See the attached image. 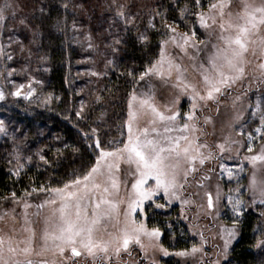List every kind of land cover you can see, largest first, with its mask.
Returning a JSON list of instances; mask_svg holds the SVG:
<instances>
[{"label":"rangeland","instance_id":"374dc122","mask_svg":"<svg viewBox=\"0 0 264 264\" xmlns=\"http://www.w3.org/2000/svg\"><path fill=\"white\" fill-rule=\"evenodd\" d=\"M8 2L14 4L16 16L15 18L9 16L6 22L0 21V49L3 50V54H0V89L5 93V99L0 100V122L4 128V131H0V140L10 139L12 133L19 127L14 125L10 110L14 102L23 100L45 105L50 104L54 99V94L48 91L50 81L48 57L40 52L39 33L29 19L26 0H8ZM4 3L5 0H0V6ZM156 4V0H107L105 2L106 17L103 16V20L99 21L97 26L93 27L94 29L91 23L83 18L73 17L70 39L72 46L81 51V58L76 62L78 66L74 74L73 86L77 87L85 98L86 93L97 87L100 88L104 79L116 73L120 46L126 32L134 30L140 41L146 42L154 29L150 27L149 21L151 20L156 27L157 18L162 19L160 20L162 25L171 24L178 32H187L195 27L197 32L195 39L205 41L208 45L207 48L203 44L200 45L202 49L200 52L190 48L187 55L172 44L165 46L167 59L179 64L182 71L186 69L183 75L187 81L196 83L200 80L196 65L213 51L211 45L217 42L215 34L210 36L208 30L199 27L195 16L186 13L185 19L181 20V13H179L177 18H169L168 8L159 6L155 9ZM73 5L82 11L86 10L81 0H74ZM121 5L123 8L120 7ZM120 11L124 12L123 17L118 15ZM232 11L234 13L241 11V0H233ZM166 32L165 28L164 39H167ZM261 34L264 35V30ZM142 35L147 39L142 40ZM159 54L160 50L157 59ZM8 55L12 56L11 60L7 59ZM259 63L260 60L249 52L243 76L230 87H225L215 101H209L206 106L196 110L199 117L197 121L199 130L195 136L200 143L208 145L207 148H202L201 152L205 156L211 152L212 158L205 160L203 165L199 164L198 160L195 162L197 171L188 175L187 182L181 179L180 183L183 186L177 187L175 196H165L161 190L131 213L132 219H135L137 223L143 221L147 229L151 230L156 228L150 224L153 222L154 213L166 214L171 208L177 206L179 210L176 218L184 223L189 239L195 240L196 244L189 250H167L168 255H164L160 250L166 249L162 245L163 231L157 228L160 233L158 239L152 238L150 241L148 237L141 236L144 248L132 240L127 249H121L119 256L111 254L110 260L103 259L102 254H98L94 262L92 257L85 254L73 258L77 264H224L238 239V225L248 214L257 217L254 233L259 243L264 241V195L261 194L259 187L254 189L251 185L254 174L258 182L261 179L264 162L257 161L253 164L250 159H247L259 154L261 147L264 146L262 134L255 131L257 127H261V120L264 118V75L258 68ZM164 67L166 70L167 63ZM30 82L35 92L25 99L23 94L29 90ZM138 82L139 85L132 90L130 96L135 93L139 98L152 97L151 102L159 111L166 115L169 114L168 109L179 111L181 120L177 123L183 122V114L191 110L193 101L190 90L185 92L182 88L175 86L178 83L175 81V72L172 79H168L167 76L163 79L159 76H146L141 80L139 76ZM20 84L25 85L21 89L22 94L12 95L11 93ZM197 103L203 104L200 101ZM205 117L209 118L207 123H205ZM149 119L150 116L142 117L139 126L150 129L152 125L148 123ZM160 130L162 131V128ZM125 132L126 140V123ZM249 133L255 139L249 141ZM179 134L171 133L173 136ZM186 134L191 136L190 133ZM249 143L252 146L251 152L248 151ZM220 144L224 145L223 152L218 147ZM108 159L113 160V158ZM118 163L119 168L112 170L118 188L112 189L111 181L105 179L110 193L105 195L107 199L116 203L117 211L111 218L106 217L101 222L98 236L102 235L104 239H108L109 232L120 235L119 229L124 227L125 213L128 212V196L132 192V183L136 178L131 174L135 171L134 165L130 166L124 161ZM221 164L225 166L223 169L220 167ZM17 167L20 165L17 164ZM229 170L231 175L228 174ZM13 171L16 172L15 168ZM154 185V179L149 178L145 187L151 188ZM206 192L212 193L213 207L211 209L207 206ZM47 195L44 192H33L31 196L25 195L15 203L0 207V217H4L0 220V235L9 234L15 227L18 235L26 236L28 233L23 229L33 228L36 231L34 246L39 250L44 243L41 235L44 229V218L49 215L50 206L37 208V205L43 203ZM99 196L100 192H96L92 195L91 201H84L89 214ZM22 201L27 202L29 207L25 208ZM236 201L240 203L237 205ZM225 241H228L227 249H225ZM51 243L49 241L50 245ZM194 247L199 251L192 252ZM180 252L186 254L177 255ZM65 255L67 257L71 254L66 252ZM44 258L59 264V257L51 253H47ZM33 259L40 258L33 256ZM64 264H72V261L65 259Z\"/></svg>","mask_w":264,"mask_h":264},{"label":"snow or ice","instance_id":"6c2138e0","mask_svg":"<svg viewBox=\"0 0 264 264\" xmlns=\"http://www.w3.org/2000/svg\"><path fill=\"white\" fill-rule=\"evenodd\" d=\"M193 2L196 8L201 10L190 12L189 9L182 8L180 19L184 20L186 13L195 16L199 27L208 30L210 36L215 34L217 41L211 45L213 50L211 54L196 65L200 80L196 83L187 81L183 75L186 69L182 71L179 64L167 59L165 46L172 44L187 55L190 48L200 52L202 51L200 45L203 44L205 48L208 45L205 41L195 39L197 36L195 27L187 32H178L171 24L164 25L167 29L165 33L167 39L161 40L159 58L140 73V79L143 80L146 76H159L162 79L167 76L168 79H172L175 72V81L178 82L175 86L185 92L190 90L193 101L191 110L183 114V122L177 123L181 120L179 111L168 109L169 114L166 115L151 102L152 97L139 98L133 93L128 103L127 139L119 142L120 146L109 150L97 139L94 145V148L99 150L96 163L85 174L82 176L74 174V178L65 182L62 187L42 186L39 189L33 188L31 192L25 190L26 196H31L33 192L48 194L43 203L37 205V208L50 206L49 215L44 218L41 235L44 243L37 250L34 246L35 229L24 228L23 231L28 235L23 236L18 235L13 227L9 234L0 235V264H55V261L50 262L44 258L47 253L58 256L59 264H64L65 259L77 264L73 258L85 254L92 257L94 262L98 254H102L103 259L110 260L111 254L119 256L121 249H127L132 240L144 248L141 236L148 237L150 241L152 238H159V229H147L143 221L137 223L132 219L131 213L161 190L165 196H175L177 187L183 186L180 183L181 179L187 182L188 175L197 171L195 162L198 160L199 164L203 165L205 160L212 158L211 152L207 156L201 152V149L207 148L208 145L200 143L195 136L199 130L196 110L206 106L209 101H215L225 87H230L243 76L249 52L260 60L258 68L264 75V35L261 34L264 30V0H241V11L235 13L232 11L233 0H210L206 10H203L201 0H193ZM120 7L123 8V5ZM118 15L123 17L124 12L120 11ZM9 16L15 18V7L13 3L5 0L0 6V21L6 22ZM149 25L155 28L151 20ZM141 39L146 40L147 37L142 35ZM0 54H3L2 49ZM191 58L195 59V57ZM7 59L11 60L12 56L8 55ZM165 63H167L166 70ZM24 87V84H20L11 94L20 96ZM28 89L23 94L25 99L35 92L31 82ZM4 99L5 93L0 89V100ZM197 101L203 104H198ZM77 115L79 116L80 113ZM144 116H150L148 120L152 125L150 129L139 126V121ZM208 120L209 118L205 117V123ZM0 131H4L2 122H0ZM255 131L262 134L261 139H264V118L261 120V127H257ZM92 132L95 133L96 129H92ZM173 132L180 134L173 136L171 135ZM186 133H190L191 136ZM248 139L251 141L255 137L249 133ZM218 147L221 152L224 151L223 144ZM248 151H252L251 143L248 145ZM108 158L113 160L109 161ZM40 159L46 164L49 163L44 155H40ZM247 159L253 164L257 161L264 162V146L261 147L259 154ZM119 161H124L130 166L134 165L135 171L131 174L136 178L132 183V192L128 196V212L125 213L124 227L119 229L120 235L109 232L108 239H104L102 235L98 236L101 222L106 217L111 218L117 211L116 203L107 199L105 195L110 194L105 179L111 181L112 189L118 188L112 170L119 168ZM220 167L223 169L225 166L221 164ZM16 174L19 175V170ZM228 174L231 175L230 170ZM149 178L154 179L155 185L146 188ZM251 185L254 189L259 187L261 194L264 195V172L259 182L254 174ZM96 192H100V196L89 214L84 201H91L92 195ZM205 195L207 206L211 209L212 193L206 192ZM3 199H11L14 203L18 200L16 192H12L11 197H3ZM22 202L25 208L29 207L27 202ZM239 203L236 201L237 205ZM157 206L162 207V205ZM3 219L4 217H0V220ZM49 241L52 242L51 245ZM227 245L228 241H225V249ZM160 250L164 255H168L167 249ZM196 251L199 249L194 247L192 252ZM66 252H70L71 255L66 257ZM185 254L177 253V255ZM33 256L40 259L34 260Z\"/></svg>","mask_w":264,"mask_h":264},{"label":"trees","instance_id":"16d2710c","mask_svg":"<svg viewBox=\"0 0 264 264\" xmlns=\"http://www.w3.org/2000/svg\"><path fill=\"white\" fill-rule=\"evenodd\" d=\"M81 1L86 10L75 8L74 0H26L29 19L39 33L40 52L48 57V91L54 94V99L45 105L23 100L11 105L14 125L19 127L10 139L0 140V207L13 202L3 199L11 197L12 192H16L19 200L25 196V190L62 187L74 174H85L99 154L94 148L95 140L99 139L109 150L120 146L119 142L126 138L130 94L139 85L140 73L158 57L161 40L165 38L161 18L156 19V27L146 42L140 41L136 31L126 32L116 73L104 79L100 88L86 93L85 98L73 86L81 51L71 43L72 20L81 17L92 28L97 26L106 17L107 0ZM209 2L201 0L203 10ZM156 3L155 9L168 8L169 18H177L185 7L190 12L201 10L193 0H156ZM40 155L49 163L42 161ZM17 164L20 167L16 168ZM178 210L175 206L166 214L154 213L150 223L163 231L162 245L170 251L189 250L196 244L189 239L184 223L176 218ZM257 221L253 214L244 217L238 225V239L224 264H264V244L258 242L254 233Z\"/></svg>","mask_w":264,"mask_h":264}]
</instances>
